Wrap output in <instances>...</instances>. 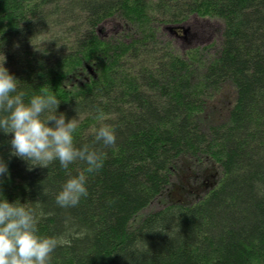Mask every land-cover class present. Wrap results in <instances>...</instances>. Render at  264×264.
Returning <instances> with one entry per match:
<instances>
[{
	"label": "trees",
	"instance_id": "trees-1",
	"mask_svg": "<svg viewBox=\"0 0 264 264\" xmlns=\"http://www.w3.org/2000/svg\"><path fill=\"white\" fill-rule=\"evenodd\" d=\"M193 16L223 23L214 58L160 39ZM114 19L122 32L103 37ZM3 60L19 87L61 101L76 146L103 161L29 170L0 132V193L57 239L51 264H264V0H0ZM100 126L114 145L94 140ZM80 172L87 195L58 205Z\"/></svg>",
	"mask_w": 264,
	"mask_h": 264
},
{
	"label": "clouds",
	"instance_id": "clouds-1",
	"mask_svg": "<svg viewBox=\"0 0 264 264\" xmlns=\"http://www.w3.org/2000/svg\"><path fill=\"white\" fill-rule=\"evenodd\" d=\"M5 60V59H4ZM0 61V132L10 134V154L29 165L48 167L59 161L67 169L74 161L86 162V172L102 167L101 155L85 143L76 146L73 133L77 119L58 113L61 101L52 93H29L19 87L20 81ZM94 140L114 145L115 131L108 126L95 130ZM10 175L7 162L0 157V178ZM87 195L86 175L70 176L56 194L62 207L76 206ZM58 241L39 234L37 215L19 200L10 202L0 193V264H51Z\"/></svg>",
	"mask_w": 264,
	"mask_h": 264
},
{
	"label": "rangeland",
	"instance_id": "rangeland-1",
	"mask_svg": "<svg viewBox=\"0 0 264 264\" xmlns=\"http://www.w3.org/2000/svg\"><path fill=\"white\" fill-rule=\"evenodd\" d=\"M184 29L187 30L188 33L184 34L181 30L178 35H174L170 29L163 27L160 30V39L163 42H171L176 52L183 56L192 48H200L203 56L207 59L215 57L222 42L223 23L220 20L210 18L203 19L198 16H193L186 22ZM122 30V24L118 20H109L103 25L102 36L105 38H112L120 34ZM174 184H177V180L174 181ZM178 185H180L179 181ZM178 185L173 187V191H175L176 197L181 199L182 196L177 194L181 189L177 187ZM202 188L206 189L207 186ZM168 203L167 196L159 197L135 218L133 221L134 224H138L147 214L164 208Z\"/></svg>",
	"mask_w": 264,
	"mask_h": 264
},
{
	"label": "water",
	"instance_id": "water-1",
	"mask_svg": "<svg viewBox=\"0 0 264 264\" xmlns=\"http://www.w3.org/2000/svg\"><path fill=\"white\" fill-rule=\"evenodd\" d=\"M185 24L186 23H184V24H182L180 26H175V27L168 26L167 29H170L171 31H172V28H174V29H181L183 31V33L186 34V33H188V31L184 29Z\"/></svg>",
	"mask_w": 264,
	"mask_h": 264
},
{
	"label": "flooded vegetation",
	"instance_id": "flooded-vegetation-1",
	"mask_svg": "<svg viewBox=\"0 0 264 264\" xmlns=\"http://www.w3.org/2000/svg\"><path fill=\"white\" fill-rule=\"evenodd\" d=\"M176 35V33H174Z\"/></svg>",
	"mask_w": 264,
	"mask_h": 264
}]
</instances>
